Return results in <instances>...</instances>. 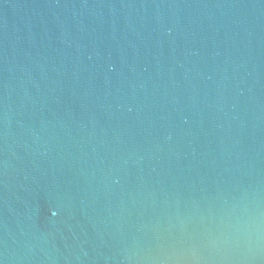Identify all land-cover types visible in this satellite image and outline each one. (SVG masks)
<instances>
[{
  "label": "water",
  "instance_id": "95a60500",
  "mask_svg": "<svg viewBox=\"0 0 264 264\" xmlns=\"http://www.w3.org/2000/svg\"><path fill=\"white\" fill-rule=\"evenodd\" d=\"M0 264H264V0H0Z\"/></svg>",
  "mask_w": 264,
  "mask_h": 264
}]
</instances>
